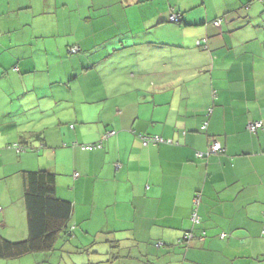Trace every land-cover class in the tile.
<instances>
[{
    "label": "crops",
    "instance_id": "1",
    "mask_svg": "<svg viewBox=\"0 0 264 264\" xmlns=\"http://www.w3.org/2000/svg\"><path fill=\"white\" fill-rule=\"evenodd\" d=\"M39 169L72 232L0 264H264V0H0V239Z\"/></svg>",
    "mask_w": 264,
    "mask_h": 264
},
{
    "label": "trees",
    "instance_id": "2",
    "mask_svg": "<svg viewBox=\"0 0 264 264\" xmlns=\"http://www.w3.org/2000/svg\"><path fill=\"white\" fill-rule=\"evenodd\" d=\"M171 14H169V16ZM175 14L179 17L177 21L169 20V16L168 20L170 22L178 23L181 17L178 13ZM214 24L219 25L220 20L214 21ZM199 44L200 43H198V45ZM74 47L78 49L76 52L80 50L78 46L72 45L68 48L69 52L75 53L70 51ZM108 131L110 130L105 131V133ZM152 136L155 135H140L142 145L144 138ZM163 142H165V140ZM98 143H100V141L91 144H78V146L81 149L90 150L95 149V145ZM158 143L150 142L147 145H155ZM100 144L102 146V141ZM85 145H92V147L87 148L84 147ZM9 146L16 149V151L29 150L34 152L38 149V147H33L31 144H28L25 138H22L20 141L12 143ZM55 178L56 174L47 169L23 172L22 198L26 212L27 236L25 239L19 241H10L3 238L0 239V258L15 259L33 252L49 251L54 248L55 242L59 237L64 239L70 236L72 227L68 228V221L71 215L72 205L70 201L62 199L56 195ZM198 203L199 200L197 199L192 205L189 215L190 227H194L200 223V216L197 209ZM219 236L220 238H224L221 237V234ZM192 239L193 233L190 229L185 231L178 241L184 245H190ZM161 245V242L155 243V246L157 247H160Z\"/></svg>",
    "mask_w": 264,
    "mask_h": 264
},
{
    "label": "built area",
    "instance_id": "3",
    "mask_svg": "<svg viewBox=\"0 0 264 264\" xmlns=\"http://www.w3.org/2000/svg\"><path fill=\"white\" fill-rule=\"evenodd\" d=\"M179 19V17H178V15L177 14H175V13H172L170 16H169V20H172V21H177ZM216 24H217V22H216ZM78 49L76 48V47H74V48H72L70 51H72V52H76ZM259 127H261V122H255V123H250L248 126H247V129L248 130H250V131H255L257 128H259ZM114 133V131L113 130H110V131H108V132H106L103 136H102V139H107V137L109 136V135H111V134H113ZM144 141H143V145H147L148 143H158V142H163L164 141V139H162L161 137H159V136H157V135H155V136H152V137H148V138H144L143 139ZM100 143H101V141H100ZM100 143H98V144H96L95 146H96V148H99L100 146H101V144ZM84 147H87V148H89V147H92V145H85ZM210 152H212V153H214V152H217V151H219L220 150V147H219V145H218V143L217 142H213L211 145H210ZM196 156H198V157H204V153H202V152H198V153H196ZM224 236V234H221V237H223Z\"/></svg>",
    "mask_w": 264,
    "mask_h": 264
},
{
    "label": "rangeland",
    "instance_id": "4",
    "mask_svg": "<svg viewBox=\"0 0 264 264\" xmlns=\"http://www.w3.org/2000/svg\"><path fill=\"white\" fill-rule=\"evenodd\" d=\"M74 97H75L76 99H79L78 95H74ZM84 106H85V105H84ZM91 107L94 108V109L100 110V109L98 108V104H94V105H92ZM121 107H124V106H121ZM85 108H87V106H86V107H83V109H85ZM83 109H82V110H83ZM89 109L91 110V108H89ZM91 111H92V110H91ZM93 115H94V117L97 115V113H96L95 110L93 111ZM88 120H89V119H88ZM93 122H94V121H93ZM88 124H89V123H88ZM95 124L101 125L102 123H98V122L90 123V124H89L90 127H89V126H87V127L90 128L91 131L93 132V131H94L93 127H94ZM65 125L68 126V122H66ZM115 132H116V131H114L113 134L109 135L108 138L114 136ZM91 135H92V134H91ZM91 135H90V136H87V137H88V138H91ZM83 144H91V143H83ZM71 238H72V237H70L69 239H71ZM91 240H92V239H91ZM87 241H90V240L88 239ZM85 255H86V254H85ZM74 257H75V258H77V257H82V255H77V256H74ZM83 258L85 259V256H84V255H83ZM93 262H95V261H93ZM63 263H64V262H63ZM63 263H60V264H63Z\"/></svg>",
    "mask_w": 264,
    "mask_h": 264
}]
</instances>
